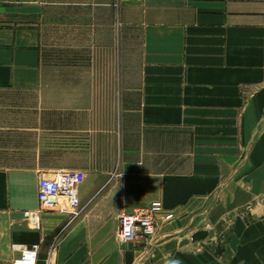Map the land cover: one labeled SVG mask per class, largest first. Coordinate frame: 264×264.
<instances>
[{
    "label": "crops",
    "instance_id": "obj_1",
    "mask_svg": "<svg viewBox=\"0 0 264 264\" xmlns=\"http://www.w3.org/2000/svg\"><path fill=\"white\" fill-rule=\"evenodd\" d=\"M17 2L0 5V90L38 92V127L57 139L72 133L80 158L57 170L0 168V264L23 244L38 246L40 264H264V0H90L91 11L115 6L121 53L134 54L115 71L111 161L99 149L96 78L51 89L35 2ZM125 120L137 129L133 144ZM63 170L85 173L72 221L65 197L50 210L38 202L39 173ZM152 201L174 218L155 237L119 245L118 216ZM25 211L38 213V226ZM198 229L209 233L192 241Z\"/></svg>",
    "mask_w": 264,
    "mask_h": 264
},
{
    "label": "rangeland",
    "instance_id": "obj_2",
    "mask_svg": "<svg viewBox=\"0 0 264 264\" xmlns=\"http://www.w3.org/2000/svg\"><path fill=\"white\" fill-rule=\"evenodd\" d=\"M10 1L9 4L20 1L22 5L30 0ZM32 1L36 12L31 14V20L44 37L41 47V66L47 70L44 79L51 89L62 90L63 86L74 82L88 83L89 78H96L91 93L97 99L99 126H103L99 128L101 159L114 160L118 127L115 71L122 62L134 61L133 53L130 56L121 53L123 41L115 6L109 14L103 7L91 11L90 0H75L76 4L71 0L57 4ZM126 43L124 48L128 49L129 43ZM89 66L94 67L92 74L64 70ZM39 100L40 94L35 90H0V168L49 171L80 158L77 153L80 152V140L72 133L57 139L50 132H44L43 127H38L39 111L35 104ZM136 130L133 123L128 126L125 120L123 134L127 143L133 144L138 139ZM88 145L96 157V138L90 137Z\"/></svg>",
    "mask_w": 264,
    "mask_h": 264
},
{
    "label": "built area",
    "instance_id": "obj_3",
    "mask_svg": "<svg viewBox=\"0 0 264 264\" xmlns=\"http://www.w3.org/2000/svg\"><path fill=\"white\" fill-rule=\"evenodd\" d=\"M10 2V0H0V5ZM84 177L85 173L82 170L39 173L37 178L39 206L45 210L55 209L58 207L57 200L65 197L67 207L60 210L68 212L69 220L72 221L81 210L78 187L84 181ZM23 215L35 226L39 225L37 212L25 211ZM173 218V213L164 212L163 205L159 201H152L149 206L136 209L131 213H121L118 216L119 223L116 230L117 242L122 245L155 237L159 225ZM18 251L19 256L11 264H40L37 245H19ZM41 264H49V261L44 260Z\"/></svg>",
    "mask_w": 264,
    "mask_h": 264
},
{
    "label": "water",
    "instance_id": "obj_4",
    "mask_svg": "<svg viewBox=\"0 0 264 264\" xmlns=\"http://www.w3.org/2000/svg\"><path fill=\"white\" fill-rule=\"evenodd\" d=\"M240 212H242V211L240 210ZM219 228H220V224L218 223L217 229L219 230ZM208 233H209V230L198 229L192 233L191 240L192 241L204 240L207 237ZM38 262H41V261H38Z\"/></svg>",
    "mask_w": 264,
    "mask_h": 264
}]
</instances>
